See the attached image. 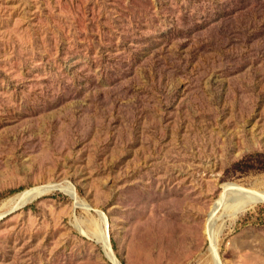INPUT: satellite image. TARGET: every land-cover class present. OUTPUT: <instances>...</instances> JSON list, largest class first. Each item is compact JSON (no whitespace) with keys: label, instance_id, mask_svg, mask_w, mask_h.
<instances>
[{"label":"rangeland","instance_id":"obj_1","mask_svg":"<svg viewBox=\"0 0 264 264\" xmlns=\"http://www.w3.org/2000/svg\"><path fill=\"white\" fill-rule=\"evenodd\" d=\"M227 183L264 191V0H0V264H213ZM217 250L264 264V204Z\"/></svg>","mask_w":264,"mask_h":264},{"label":"bare ground","instance_id":"obj_2","mask_svg":"<svg viewBox=\"0 0 264 264\" xmlns=\"http://www.w3.org/2000/svg\"><path fill=\"white\" fill-rule=\"evenodd\" d=\"M50 186L51 185H46L26 192L21 204L25 206L29 202L37 198L39 199L40 197L55 190L64 192L66 195L70 196L73 200L78 199L77 194L75 192V188L70 183L55 184L52 187ZM228 198L231 201L232 206L234 207V213L228 217L229 218L232 217V219H237V217L242 213H244L245 211L253 209L259 204H264V191L248 189L236 183H227L223 186V191L220 194V197L215 201L210 211V214L208 215L207 226L205 230L206 236L208 237L210 242L209 250L211 253L213 264H218L219 261L221 262L217 250V245H218V240L221 237L223 230L225 228V222L228 217L223 218L224 216H222L220 212H221V208L223 207V205H225L224 203L226 200H228ZM76 206L83 207L87 211H90L92 209L91 206L84 203L83 204L77 203ZM96 212L98 213L100 219L99 229L95 233L96 238L103 245L107 258H109L110 261L116 263V259L113 256V252L110 247L109 237L108 234L106 233L108 220L103 213L99 211ZM220 221H222V223H220ZM78 229L83 234L86 235L88 234L87 231L84 230L81 226H78Z\"/></svg>","mask_w":264,"mask_h":264},{"label":"water","instance_id":"obj_3","mask_svg":"<svg viewBox=\"0 0 264 264\" xmlns=\"http://www.w3.org/2000/svg\"><path fill=\"white\" fill-rule=\"evenodd\" d=\"M209 251H210V250H209ZM218 264H222V263L219 261Z\"/></svg>","mask_w":264,"mask_h":264}]
</instances>
